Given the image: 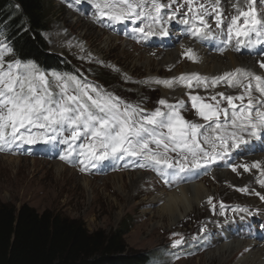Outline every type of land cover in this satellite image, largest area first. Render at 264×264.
Wrapping results in <instances>:
<instances>
[{
  "label": "snow or ice",
  "instance_id": "snow-or-ice-1",
  "mask_svg": "<svg viewBox=\"0 0 264 264\" xmlns=\"http://www.w3.org/2000/svg\"><path fill=\"white\" fill-rule=\"evenodd\" d=\"M81 3L83 0H75ZM246 7L233 4L235 14L225 27L219 9L220 0L210 7L197 0H185L187 12L183 15L173 5L178 0H103L95 3L100 17L114 23H128L131 31L147 39L156 35L168 36L167 25L179 15L178 23L186 26V34L204 39L211 32L208 18L220 29L222 45H231L236 51L264 49V0H241ZM14 49L6 40H0V152L13 150L52 151L57 148L59 159L79 165L89 172L104 162L115 165L117 161L128 167L152 170L161 183L171 188L207 172L211 165L236 158L250 150L249 140H264V77L242 68L211 78L197 73L172 79H156V84L168 88L179 84L188 89L216 87L226 83L231 88H241L240 95L220 92L206 102L199 94L188 93L191 107L203 119L204 124L186 120L182 115L185 107L180 101L169 103L158 100V107L146 111L138 105L123 101L107 92L99 84L88 81L79 73L50 74L42 70L35 58H15ZM264 56V50L256 51ZM185 55L195 60L192 49ZM264 69V61L259 63ZM245 81L247 83H245ZM253 81L258 99L252 96ZM219 97V99L217 98ZM247 97V104L244 103ZM239 101V104L236 103ZM223 102L227 107H221ZM223 117V118H222ZM248 137L249 139H246ZM233 172L237 166L227 164ZM244 171L250 170L242 165ZM251 167L261 169L260 163ZM264 177V171L260 172ZM258 183L264 186V178ZM244 191V189H240ZM256 195L264 201V195ZM207 203L213 213L217 206L213 198ZM224 215L226 206L219 205ZM234 213L253 215L247 207H234ZM240 227L251 229V224L241 222ZM176 235V234H173ZM182 239L175 240L173 248L182 246Z\"/></svg>",
  "mask_w": 264,
  "mask_h": 264
},
{
  "label": "rangeland",
  "instance_id": "rangeland-1",
  "mask_svg": "<svg viewBox=\"0 0 264 264\" xmlns=\"http://www.w3.org/2000/svg\"><path fill=\"white\" fill-rule=\"evenodd\" d=\"M44 1L49 4L50 9V28L43 34L49 52L62 57L72 69L88 81L97 78L96 81L102 88L125 102L138 105L150 112L159 106L157 103L159 99H166L169 103L180 101L185 105L182 115L186 120L204 124L203 119L191 107L189 92L211 97L220 92L236 96L243 91L241 89L238 92L237 88L222 85V87L213 88V91H207L204 88L201 90L187 88L188 90L177 92L179 88L176 85L168 88L162 84H156L153 82L156 79H172L170 77L172 73L184 72V64L187 61L167 69L164 66L157 67L156 63L160 58L152 54L159 56L174 50L176 46L174 39L168 38L172 47H161L164 43L160 39L161 36L157 35L158 43L148 45L149 37L147 39L129 38L133 27L131 23H116L119 32L122 31V37L119 39L114 30L115 27L110 28L115 23L100 17L94 6L95 3L103 2V0H83L79 4L75 0ZM212 1L214 0H197V7L199 3L210 7ZM163 2L167 3L168 0ZM179 5H184V9H187L185 0H178L173 8H178ZM212 21L214 20L211 19L210 22ZM64 30L65 32H62ZM176 33L183 35V39H187L186 26L177 29ZM62 35L68 39L57 38ZM75 40L82 43L85 48L84 46L78 48L80 43L77 44ZM140 40L143 47H138ZM221 41L222 36L215 33L205 38V42L210 44V48L216 55H222L226 50ZM148 51L152 58L150 65L145 64L144 53ZM254 51L245 49L239 53L254 55ZM235 52L238 51L235 50ZM5 60L13 59L10 55H6ZM253 90H255L254 85ZM247 101L246 97L244 103L247 104ZM206 102L214 103L210 100ZM236 103L238 104L239 101ZM221 107H227V103L223 102ZM246 139L249 138L246 137ZM252 141H254L253 138L249 140V142ZM59 151L60 149L57 148L52 151L21 149L0 152V203L10 204L16 208L26 204L39 213L52 211L81 221L90 232L103 230L108 233L116 229L126 218L131 223L130 230L124 237L128 249L148 253L162 248L165 250V259L153 264H217L216 254L213 259L207 258L206 254L222 244L229 245L235 242L241 245L250 244L259 249L264 247V239L259 240L257 237L261 235L264 238V201L256 195L257 192L264 195V186L252 187L243 183L253 169L251 166L257 163L254 158H257L259 153L242 155V152L239 155L241 158L232 163L237 166L236 173L227 166L228 162L224 166L221 161L208 167L206 173L193 178L191 181H195L192 183L191 181L180 183L169 188L161 183L152 170L131 167L133 163L131 160L128 161V167H125L121 161H117L115 165L104 162L100 167L85 172L79 165H72L59 159L57 155ZM57 165L65 168L59 176L55 171ZM242 165H248L250 170L245 172L243 167H240ZM135 174H142L144 181L139 185V189L135 187L136 192H133L130 182L132 178H135ZM220 174H228L235 181L228 185L225 182L218 183L216 176ZM113 175H122V178L116 179L112 177ZM120 180H122L120 183L123 184L124 191L118 189ZM195 182L203 183L207 189L204 205L200 204V207L195 208L173 225L165 220L158 223L159 219L155 215V210L162 205V202L152 203V199L159 193L176 191L180 187L190 186ZM209 197L213 198V204L217 206L215 213L211 210L212 206L207 203ZM221 202L228 209L224 215L220 214ZM234 207H247L253 215L234 213L230 210ZM252 219L255 220L251 221ZM241 222L244 224L251 222L253 226L244 232L242 229L245 228H240ZM217 223L221 224L216 227L219 232H213L212 229ZM220 229H226L229 234H233L231 236L233 239L230 241L225 239V242L220 240L226 234ZM178 239H182L184 243L180 247L173 248L172 244ZM250 251V247L242 248L232 259V264H236Z\"/></svg>",
  "mask_w": 264,
  "mask_h": 264
},
{
  "label": "trees",
  "instance_id": "trees-1",
  "mask_svg": "<svg viewBox=\"0 0 264 264\" xmlns=\"http://www.w3.org/2000/svg\"><path fill=\"white\" fill-rule=\"evenodd\" d=\"M50 23L44 0H0V40L14 49L12 59L35 58L48 73L76 74L49 52L43 34ZM130 227L125 218L108 233L90 232L81 221L52 211L0 203V264H153L165 259L163 248L152 253L128 249L124 237Z\"/></svg>",
  "mask_w": 264,
  "mask_h": 264
},
{
  "label": "bare ground",
  "instance_id": "bare-ground-1",
  "mask_svg": "<svg viewBox=\"0 0 264 264\" xmlns=\"http://www.w3.org/2000/svg\"><path fill=\"white\" fill-rule=\"evenodd\" d=\"M214 2H215V0L212 1V4ZM233 4H239L241 7H246L245 5L242 4L241 0H220L219 9L223 15L224 20H225V27H226L227 22L230 21L231 16L235 14L236 10L234 9ZM260 10L262 11V8ZM184 11L187 12V9H184V7L179 8L180 14ZM179 19H180V16L178 15L175 20H173L172 22H170L167 25V27L169 29V33H170L168 36H161V35H159L158 30H156L157 34L150 36L149 37L150 39L147 42L148 45L157 44L159 41V38L157 35H159V36H161L160 39L164 43L163 45H161V47L162 46H167V47L171 46L172 47L173 45H172V43H170V40L168 38L174 39V42H175L174 44L176 45L174 50H172L168 53L165 52L166 54L163 53V54H160L159 56L156 55L155 53H152L154 56H156V58H160L159 61L156 63L157 67L164 66L165 68L169 69V68L177 67V65L179 63L187 61V63L184 64V72L181 74L174 72L171 74V76H170L171 78L180 77L181 75L197 73L201 76L208 77L209 78V84H210L211 78H213L215 76L223 75V73L233 71L237 68L250 70V71L254 72L255 74H258V75H261L262 77H264V69H261L259 67L260 61H264V56H262V55L259 56L258 54L256 55V51L264 50V49L257 48L254 51V55H244V54L239 53V51L235 52L234 48L231 45H229V46H227L225 52L222 55H216L213 53V49L210 48V46H209L210 44H207L205 42V38L202 40L196 39V38H194L190 35H187L185 33L187 39H183L182 38L183 35L176 33L177 29H181L182 27H185L183 24L178 23ZM211 19H213V18H211V17L208 18V22L211 25V29H212L211 33H215V34L220 35V29L216 28L215 21L210 22ZM128 23H130V22H128ZM116 25L117 24L115 23V24L111 25L110 28L115 27L114 30L117 32L118 37H120L119 39H121L122 31L119 32L118 26H116ZM62 32H65V30ZM130 34L131 35L129 38H133V39H140L141 38L136 33L130 32ZM57 38H59L61 40H67L68 39V38H65V35L64 36L62 35L61 37L58 36ZM75 42H77V44L80 43L77 40H75ZM176 43H178L179 45ZM142 45H143V43L140 40L138 47H143ZM83 46L84 45L82 43H80L78 45V48H83ZM75 48H77V47H75ZM84 48H85V46H84ZM189 48L192 49L193 53L195 54V60H189L187 58V56L185 55L186 50ZM149 52L150 51L144 53L146 65H150V63L152 61L151 60L152 58L149 56V54H150ZM245 83H247V82L245 81ZM222 85L228 86L226 83H221V84L217 85L218 87L217 86L216 87L219 88V87H222ZM253 85H255L254 81H253ZM176 86L179 88L177 92H182V91L188 90L186 87H184L182 85L176 84ZM196 89L201 90L202 87L196 88ZM212 89H213V87L210 86L206 90L207 91H213L215 89V87L213 90ZM237 90L239 92L241 90V88H237ZM252 92H253V94H252L253 97H255L257 99L260 97V94L257 93L255 90H253ZM202 97H204V96H202ZM205 98H206V100L211 101L209 96L205 97ZM253 139H254V141L249 142L250 150L243 151L242 155L253 154V153L258 154L259 153L260 155L254 159H256L257 163H260L262 166H264V140H261L259 138H253ZM240 158L241 157H239V156L236 158H226V160L221 162V164L224 165L226 162H229V159H231V163H233V161L237 162L236 159H240ZM247 161H249V160L247 159ZM55 167H57V168H55L57 176L61 175L62 172L65 170V168H61L58 165ZM261 171H264V167H262L261 169L253 168L248 175L249 177L247 179H245L243 181V183L246 184L247 186L249 184L252 187H254V186L257 187L258 185H260L258 183V181L261 178H264V177H261V175H260ZM112 177L116 178V179H121L122 175H113ZM143 177L144 176L142 174H140V175L135 174V178L131 179L132 181L130 182V186H132L133 192H136L135 187H136V189L137 188L139 189V185L141 183H143V181H144ZM216 177H217L218 183L225 182V183H227V185H228V183L230 184L231 182L235 181V180L233 181V178L228 174H226V175L220 174V175H217ZM193 181H195V180H193ZM120 182H122V180L119 181L118 189L122 190L123 184ZM122 191H124V190H122ZM169 191H170L169 193H167V192L159 193L158 196H156V197H154V199H152V203L162 202V205L155 210V215L159 219L158 223H162V221L165 220L166 222L167 221L170 222L171 225H173L176 222H179L181 220V218H184V216H187L195 208L200 207L201 206L200 204H203L205 198L207 197V193H208L207 189L203 186V183L199 184L198 182L197 183L195 182L193 185L191 184L190 186L180 187L176 191H172V190H169ZM128 197H130V195ZM253 220H255V219H252L251 221H253ZM250 224H251V222H250ZM220 225L221 224L217 223L214 226L215 228L212 229V231L213 232H219L216 229V227H218ZM223 225L225 226V224H223ZM240 228H242V227H240ZM220 230H223L224 232L228 233V231L226 229L225 230L220 229ZM242 231L247 232V229H244V230L242 229ZM231 236H233V234H229L227 238H225L223 236L220 238V240H222L223 242H225L226 240L230 241L231 239H233V238H231ZM257 237L259 240L264 239L263 236H261V235H258ZM261 242H263V241H261ZM263 244H264V242H263ZM248 247H250L251 251L248 254L243 255L241 257V259L239 261H237L236 264H264V247L263 248L261 247L259 249L253 245H250V244H242L241 245V244L235 243V242H233L232 244H229V245H223L222 244L221 246L217 247L214 251L208 252V254H206V255H207V258L213 259L214 254H216V256H217L216 263L217 264H232V259L234 258V256L238 252H240L242 250V248L244 249V248H248Z\"/></svg>",
  "mask_w": 264,
  "mask_h": 264
}]
</instances>
